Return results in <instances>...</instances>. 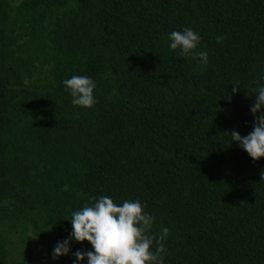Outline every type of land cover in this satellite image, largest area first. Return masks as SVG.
I'll return each instance as SVG.
<instances>
[{"label": "trees", "instance_id": "obj_1", "mask_svg": "<svg viewBox=\"0 0 264 264\" xmlns=\"http://www.w3.org/2000/svg\"><path fill=\"white\" fill-rule=\"evenodd\" d=\"M182 27L206 65L168 48ZM261 75L264 0H0V264H72L52 249L100 196L169 229L163 264H264V157L228 138L252 131Z\"/></svg>", "mask_w": 264, "mask_h": 264}, {"label": "clouds", "instance_id": "obj_2", "mask_svg": "<svg viewBox=\"0 0 264 264\" xmlns=\"http://www.w3.org/2000/svg\"><path fill=\"white\" fill-rule=\"evenodd\" d=\"M168 48L179 49L182 56H190L199 64L208 63L207 51H193L200 44L201 37L191 27H182L168 33ZM264 81V75L259 76ZM65 91L71 96V104L90 108L96 102V82L88 75H72L62 81ZM233 84L231 91H237ZM255 102L250 106L254 118L252 131L240 135L233 130L228 134L231 142H237L253 159L264 157V84L257 83ZM259 113V115H257ZM264 177V171L261 172ZM71 231L67 238L57 241L52 249L53 258L64 255L74 257L72 264H163L161 253L165 251L163 240L169 229L162 227L153 238L149 234L154 217L144 210L138 200L125 199L115 203L111 197L100 196L93 203L85 204L71 213L68 219ZM87 241L92 250L71 252L70 242Z\"/></svg>", "mask_w": 264, "mask_h": 264}, {"label": "rangeland", "instance_id": "obj_3", "mask_svg": "<svg viewBox=\"0 0 264 264\" xmlns=\"http://www.w3.org/2000/svg\"><path fill=\"white\" fill-rule=\"evenodd\" d=\"M35 264H42L40 260H37Z\"/></svg>", "mask_w": 264, "mask_h": 264}]
</instances>
